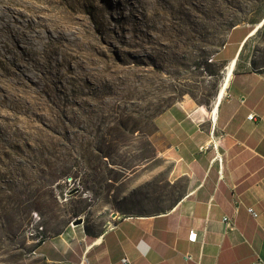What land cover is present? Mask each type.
Instances as JSON below:
<instances>
[{"label": "rangeland", "instance_id": "rangeland-1", "mask_svg": "<svg viewBox=\"0 0 264 264\" xmlns=\"http://www.w3.org/2000/svg\"><path fill=\"white\" fill-rule=\"evenodd\" d=\"M93 12L88 5L85 15ZM263 20L264 0L210 20L195 29L174 63L160 68L156 51L117 46L110 93L101 102L104 115L90 135L80 136L75 129L46 133L36 119L16 121L0 134V264H42L28 235L36 213L47 236L83 209L96 207L110 215L174 203L178 189L169 181L170 163L155 117L188 97L210 107L228 63L216 53L233 27H254ZM241 53L238 67L264 69V23Z\"/></svg>", "mask_w": 264, "mask_h": 264}, {"label": "crops", "instance_id": "crops-1", "mask_svg": "<svg viewBox=\"0 0 264 264\" xmlns=\"http://www.w3.org/2000/svg\"><path fill=\"white\" fill-rule=\"evenodd\" d=\"M250 27L231 29L216 53L219 60L241 57ZM213 102L208 107L188 97L155 117L170 163L169 181L178 189L174 203L110 215L96 207L83 209L73 216L81 223L70 224L72 217L34 245L42 264H124L123 257L128 264L264 260V69L237 65L226 94L216 107ZM192 230L195 241L189 239Z\"/></svg>", "mask_w": 264, "mask_h": 264}, {"label": "bare ground", "instance_id": "bare-ground-1", "mask_svg": "<svg viewBox=\"0 0 264 264\" xmlns=\"http://www.w3.org/2000/svg\"><path fill=\"white\" fill-rule=\"evenodd\" d=\"M86 1L0 0V134L16 121L35 119L46 133L75 129L80 136L92 134L104 115L101 102L110 93L117 46L150 48L158 53L155 66L165 67L188 47L198 26L253 2ZM90 4L94 12L87 17ZM119 21L128 25L120 28ZM263 23L254 26L244 44ZM239 57L227 63L213 107L226 94Z\"/></svg>", "mask_w": 264, "mask_h": 264}, {"label": "built area", "instance_id": "built-area-1", "mask_svg": "<svg viewBox=\"0 0 264 264\" xmlns=\"http://www.w3.org/2000/svg\"><path fill=\"white\" fill-rule=\"evenodd\" d=\"M214 111V109L212 110ZM248 118L249 119H255V114L254 113H250L248 115ZM72 180V179H71ZM69 180V181H71ZM249 211L250 213H252L254 216H257V213L254 211V209L252 207L249 208ZM77 218L79 217H73L70 221V224H74V222L77 220ZM224 221L227 223V225L229 226H232V222L230 220V218L228 216H225L224 217ZM28 235L29 237L31 238V241L35 244H40V243H43L46 239V235H45V226L44 224L42 223V219H41V216L38 215V213H36L34 215V219L31 223V226L29 227V230H28ZM189 239L191 241H195L197 239V232L192 230L191 233H190V236H189ZM33 253L37 254L36 253V250L34 249L33 250ZM187 258L189 259H192V255H187ZM122 262L124 264H128L130 261L127 257H123L122 258ZM253 264H264V260L260 257H258L254 262Z\"/></svg>", "mask_w": 264, "mask_h": 264}, {"label": "water", "instance_id": "water-1", "mask_svg": "<svg viewBox=\"0 0 264 264\" xmlns=\"http://www.w3.org/2000/svg\"><path fill=\"white\" fill-rule=\"evenodd\" d=\"M75 222H77V223H81L82 221H81V219H78V221L76 220Z\"/></svg>", "mask_w": 264, "mask_h": 264}, {"label": "trees", "instance_id": "trees-1", "mask_svg": "<svg viewBox=\"0 0 264 264\" xmlns=\"http://www.w3.org/2000/svg\"><path fill=\"white\" fill-rule=\"evenodd\" d=\"M250 28H251L250 31H252L253 27H250ZM250 31H249V32H250Z\"/></svg>", "mask_w": 264, "mask_h": 264}]
</instances>
